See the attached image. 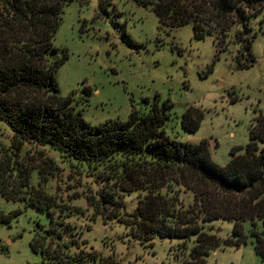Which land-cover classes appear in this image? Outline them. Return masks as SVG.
I'll list each match as a JSON object with an SVG mask.
<instances>
[{"label": "trees", "instance_id": "obj_1", "mask_svg": "<svg viewBox=\"0 0 264 264\" xmlns=\"http://www.w3.org/2000/svg\"><path fill=\"white\" fill-rule=\"evenodd\" d=\"M70 1L0 0V137L8 139H0V193L50 217L49 227L32 241L42 254L33 264H118L115 256L89 247L69 221L84 211L72 206L77 194L63 200L52 191L60 167L51 152L66 168L100 184L86 198L94 220L124 226L133 240L179 239L182 264H206L217 248L246 243L249 222L256 252L264 259V115L256 117L248 143L231 149L225 165L211 159L205 140L169 138L168 103L161 108L156 100L147 112L134 108L126 121L90 124L74 96H61L57 82L67 53L60 54L53 40ZM134 1L151 5L162 26L191 23L198 39L213 35L223 49L237 45L239 68L255 62L251 21L264 13V0ZM109 2L101 0V7ZM201 120L200 111L189 108L181 125L195 131ZM133 193L137 204L130 211L126 197ZM217 219L233 222L232 236L221 238L206 228Z\"/></svg>", "mask_w": 264, "mask_h": 264}, {"label": "rangeland", "instance_id": "obj_2", "mask_svg": "<svg viewBox=\"0 0 264 264\" xmlns=\"http://www.w3.org/2000/svg\"><path fill=\"white\" fill-rule=\"evenodd\" d=\"M100 1L72 0L63 8L53 40L60 54L67 53L57 72L61 96H74V104L92 125L126 121L134 108L147 112L156 100L161 108L168 103L165 131L169 138L192 144L205 140L211 159L227 164L231 149L248 143L256 117L264 115V13L251 21L255 62L239 68L235 44L223 49L213 35L198 39L191 23L177 28L162 26L151 5L110 0L101 7ZM189 108L202 115L195 131L181 125ZM4 133L11 137V132ZM50 156L58 159L60 167L50 182L52 191L63 200L78 195L72 206L81 207L84 213L69 221L89 247L103 256H115L118 264H182L177 256L181 240L155 237L141 243L126 236L120 224L94 220L86 198L94 195L100 184L66 168L55 153ZM126 203L128 210H133L137 194L127 196ZM49 224L44 210L0 193V264L39 263L42 254L32 247V241ZM205 225L213 227L221 238L232 236L231 221L217 219ZM250 229L246 222V243L217 248L206 256V264H264ZM191 247L189 242L188 251Z\"/></svg>", "mask_w": 264, "mask_h": 264}]
</instances>
